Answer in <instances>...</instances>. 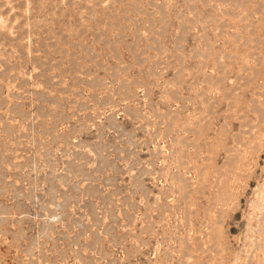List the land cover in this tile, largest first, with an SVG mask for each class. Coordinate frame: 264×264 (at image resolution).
Wrapping results in <instances>:
<instances>
[{"label":"rangeland","instance_id":"374dc122","mask_svg":"<svg viewBox=\"0 0 264 264\" xmlns=\"http://www.w3.org/2000/svg\"><path fill=\"white\" fill-rule=\"evenodd\" d=\"M0 264H264V0H0Z\"/></svg>","mask_w":264,"mask_h":264}]
</instances>
